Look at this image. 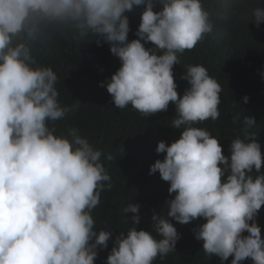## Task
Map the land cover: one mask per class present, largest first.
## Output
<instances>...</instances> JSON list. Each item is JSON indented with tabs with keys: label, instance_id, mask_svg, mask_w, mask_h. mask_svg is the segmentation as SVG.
<instances>
[{
	"label": "clouds",
	"instance_id": "9594fccd",
	"mask_svg": "<svg viewBox=\"0 0 264 264\" xmlns=\"http://www.w3.org/2000/svg\"><path fill=\"white\" fill-rule=\"evenodd\" d=\"M158 3L154 11V0H0V264H94L98 249L108 247L112 234L96 227L92 213L112 188L102 157H113L78 127L57 131L56 122L79 105L60 102L56 72L35 55L56 38L85 36L107 43L119 60L98 85L115 108L149 117L171 103V127L181 129L170 144L157 143L163 159L149 166L148 174L159 173L174 194L167 210L151 216L149 232L136 227L140 205L124 207L131 226L115 237L105 264H153L175 252L181 238L170 219L188 224L198 218L204 223L194 238L206 257L264 264L256 223L264 206V151L247 131L256 121L236 113L244 128L225 156L219 138L197 126L220 117L222 86L201 64L184 66L182 95L174 80L180 56L213 34V13L204 0ZM136 6H143L138 38L129 41L125 13ZM247 19L264 23L260 0Z\"/></svg>",
	"mask_w": 264,
	"mask_h": 264
},
{
	"label": "trees",
	"instance_id": "16d2710c",
	"mask_svg": "<svg viewBox=\"0 0 264 264\" xmlns=\"http://www.w3.org/2000/svg\"><path fill=\"white\" fill-rule=\"evenodd\" d=\"M205 7L213 13L214 31L192 50L180 56V65L173 67L177 92L182 95L188 87L184 80V66L201 64L210 76L222 86L220 117L216 121L207 120L197 125L206 128L219 138L225 156L229 155L232 139L241 135L244 128L243 116L234 121L236 113L254 118L256 123L247 131L256 136L264 151V23L259 26L253 19H247L251 9L258 6L259 0H204ZM264 4V0H260ZM161 5L154 0V11ZM143 6H136L125 14L129 20L128 40L137 39L140 14ZM146 47H152L149 42ZM40 63L51 66L59 80L57 89L62 104L71 107L78 104L75 111L56 122L57 131L67 127H78L81 134L91 143L113 157L112 161L102 160L111 176L112 188L101 193L100 204L93 210L96 227L111 232L108 247L98 249L94 264H105L106 257L113 247V241L120 231L131 226L122 209L129 203L139 204L141 221L137 229L151 232V216L167 210L169 184L159 173L149 175V166L164 154L156 153L159 141L170 144L175 141L181 129L171 127L175 116V106L169 104L167 111L157 112L149 117L142 116L130 107L115 108L106 88L98 86L120 66L118 58L112 56L109 45L94 37L76 39L56 38L35 50ZM248 97L244 103L243 97ZM180 234L175 252L157 259L153 264H222L215 256L204 255L201 241L194 238V229L204 223L201 218L188 224L171 220ZM264 238V206L256 217ZM105 227H107L105 229ZM247 235V233H244ZM232 257L224 261L230 264ZM241 264H252L246 259Z\"/></svg>",
	"mask_w": 264,
	"mask_h": 264
}]
</instances>
